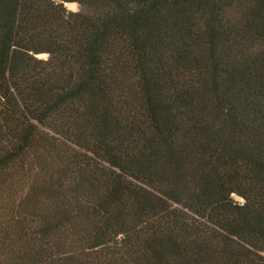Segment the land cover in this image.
<instances>
[{"label":"trees","instance_id":"16d2710c","mask_svg":"<svg viewBox=\"0 0 264 264\" xmlns=\"http://www.w3.org/2000/svg\"><path fill=\"white\" fill-rule=\"evenodd\" d=\"M0 264H264V0H0Z\"/></svg>","mask_w":264,"mask_h":264},{"label":"rangeland","instance_id":"374dc122","mask_svg":"<svg viewBox=\"0 0 264 264\" xmlns=\"http://www.w3.org/2000/svg\"><path fill=\"white\" fill-rule=\"evenodd\" d=\"M66 6L73 11H78V9H79L76 4H66ZM38 58H40L42 60H46L47 55H40V56H38ZM235 199L238 200L239 202H241V200L238 197H235Z\"/></svg>","mask_w":264,"mask_h":264}]
</instances>
